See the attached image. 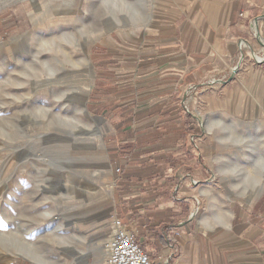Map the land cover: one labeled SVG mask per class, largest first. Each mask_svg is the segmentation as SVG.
<instances>
[{
    "label": "crops",
    "instance_id": "0c3cea01",
    "mask_svg": "<svg viewBox=\"0 0 264 264\" xmlns=\"http://www.w3.org/2000/svg\"><path fill=\"white\" fill-rule=\"evenodd\" d=\"M110 2L143 6L93 56L107 67L87 110L114 165L115 217L152 264H264V190L214 187L209 142H191L200 116L264 104V0H96Z\"/></svg>",
    "mask_w": 264,
    "mask_h": 264
},
{
    "label": "rangeland",
    "instance_id": "374dc122",
    "mask_svg": "<svg viewBox=\"0 0 264 264\" xmlns=\"http://www.w3.org/2000/svg\"><path fill=\"white\" fill-rule=\"evenodd\" d=\"M142 7L0 0V264L105 263L118 218L111 154L87 110L95 68L107 67L93 56ZM255 103L200 116L191 142H209L214 187L264 190V104Z\"/></svg>",
    "mask_w": 264,
    "mask_h": 264
},
{
    "label": "built area",
    "instance_id": "2783aa9c",
    "mask_svg": "<svg viewBox=\"0 0 264 264\" xmlns=\"http://www.w3.org/2000/svg\"><path fill=\"white\" fill-rule=\"evenodd\" d=\"M196 184L195 181H193ZM104 264H152L136 237L120 219L112 223Z\"/></svg>",
    "mask_w": 264,
    "mask_h": 264
},
{
    "label": "bare ground",
    "instance_id": "6f19581e",
    "mask_svg": "<svg viewBox=\"0 0 264 264\" xmlns=\"http://www.w3.org/2000/svg\"><path fill=\"white\" fill-rule=\"evenodd\" d=\"M110 236V235H109ZM108 238V240H109V237H107ZM108 242V241H107ZM100 252L101 253V256H102V249H99L98 248V250H97V248H96V250H95V252ZM105 257V252L103 253V258Z\"/></svg>",
    "mask_w": 264,
    "mask_h": 264
}]
</instances>
